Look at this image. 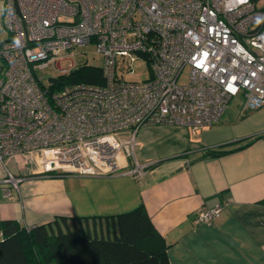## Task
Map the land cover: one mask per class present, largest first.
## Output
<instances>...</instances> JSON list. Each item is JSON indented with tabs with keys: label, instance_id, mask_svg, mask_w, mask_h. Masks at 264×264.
Wrapping results in <instances>:
<instances>
[{
	"label": "built area",
	"instance_id": "1",
	"mask_svg": "<svg viewBox=\"0 0 264 264\" xmlns=\"http://www.w3.org/2000/svg\"><path fill=\"white\" fill-rule=\"evenodd\" d=\"M2 30L0 161L34 175H110L122 155L141 176V128L184 127L194 139L235 96L244 110L264 105V0H5ZM88 43L103 57L102 84L53 89L75 69L57 58ZM133 63L146 65L142 79H128ZM51 64L60 74L44 85L36 69ZM21 180L7 171L4 192ZM221 210L198 208L193 222Z\"/></svg>",
	"mask_w": 264,
	"mask_h": 264
},
{
	"label": "crops",
	"instance_id": "2",
	"mask_svg": "<svg viewBox=\"0 0 264 264\" xmlns=\"http://www.w3.org/2000/svg\"><path fill=\"white\" fill-rule=\"evenodd\" d=\"M236 98L194 139L184 127L149 126L166 127L167 144L139 162L135 156L149 164L141 176L127 172L132 163L122 155L119 171L103 176L34 175L14 158L0 161V220L31 227L143 205L170 264H264V105L244 110ZM7 171L22 176L9 194L2 182ZM217 203V218L193 222L198 208ZM89 226L99 234L111 227L103 219Z\"/></svg>",
	"mask_w": 264,
	"mask_h": 264
},
{
	"label": "trees",
	"instance_id": "3",
	"mask_svg": "<svg viewBox=\"0 0 264 264\" xmlns=\"http://www.w3.org/2000/svg\"><path fill=\"white\" fill-rule=\"evenodd\" d=\"M76 82L102 84L101 67L80 65L51 86ZM96 219L110 223L105 234L90 228L89 220ZM165 247L143 205L103 218L60 217L31 227L0 220V264H170Z\"/></svg>",
	"mask_w": 264,
	"mask_h": 264
},
{
	"label": "rangeland",
	"instance_id": "4",
	"mask_svg": "<svg viewBox=\"0 0 264 264\" xmlns=\"http://www.w3.org/2000/svg\"><path fill=\"white\" fill-rule=\"evenodd\" d=\"M5 10V0H0V17L3 18ZM7 38V32L5 30L0 31V42ZM60 59L59 67L67 68L72 65L73 69L79 67L80 65H92V66H101L103 63V57L100 53H97L95 50V46L93 43L77 45L61 54L57 60ZM132 68L134 70V74L128 76V79L139 80L144 77L147 73L146 65L143 63H133ZM36 74L40 77L41 82L44 85H48L49 77H56L60 74V69L55 67L54 64H51L46 67L36 69ZM187 71L185 70L179 78L181 83L186 81ZM64 77L59 78L62 81ZM53 88V87H52ZM56 88V87H55ZM54 89V88H53ZM241 96L238 95L240 99ZM166 127H145L141 128L137 134V139L143 142V145L140 147L141 149L136 148L135 156L137 161H141V154L150 153L162 147L165 141V145L167 144V138H165V134L163 131ZM153 140V141H152ZM164 145V146H165ZM163 146V147H164ZM133 161V156L129 158ZM17 163V162H16Z\"/></svg>",
	"mask_w": 264,
	"mask_h": 264
},
{
	"label": "water",
	"instance_id": "5",
	"mask_svg": "<svg viewBox=\"0 0 264 264\" xmlns=\"http://www.w3.org/2000/svg\"><path fill=\"white\" fill-rule=\"evenodd\" d=\"M48 81L55 82L56 81V78L55 77H50V78H48Z\"/></svg>",
	"mask_w": 264,
	"mask_h": 264
}]
</instances>
